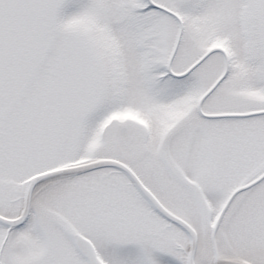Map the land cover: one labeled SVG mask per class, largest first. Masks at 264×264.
<instances>
[{
	"label": "snow or ice",
	"instance_id": "6c2138e0",
	"mask_svg": "<svg viewBox=\"0 0 264 264\" xmlns=\"http://www.w3.org/2000/svg\"><path fill=\"white\" fill-rule=\"evenodd\" d=\"M0 264H264V0H0Z\"/></svg>",
	"mask_w": 264,
	"mask_h": 264
}]
</instances>
